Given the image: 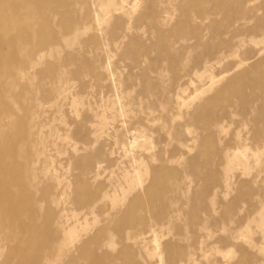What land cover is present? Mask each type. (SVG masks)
Instances as JSON below:
<instances>
[{"label": "rangeland", "instance_id": "1", "mask_svg": "<svg viewBox=\"0 0 264 264\" xmlns=\"http://www.w3.org/2000/svg\"><path fill=\"white\" fill-rule=\"evenodd\" d=\"M35 1L0 26L1 207L34 195L0 261L60 264L79 244L94 264H264V0ZM167 203L182 215L155 221Z\"/></svg>", "mask_w": 264, "mask_h": 264}, {"label": "bare ground", "instance_id": "2", "mask_svg": "<svg viewBox=\"0 0 264 264\" xmlns=\"http://www.w3.org/2000/svg\"><path fill=\"white\" fill-rule=\"evenodd\" d=\"M191 2H194V0H192ZM37 3L38 2H36L35 0H0V26H1V19H3V18L8 19V17H12V18L17 17V19H20L22 22L23 21L25 22L24 25H27V23L29 21L30 13L32 12V10L34 11ZM42 3H47V1L42 0ZM139 3H140V0H134L132 8H135L136 6H138ZM50 5H51L50 10L55 11L57 8V2L54 0L51 2ZM36 9H37V7H36ZM207 28L209 31H211L212 25H208ZM8 33H9V27L6 28L5 33L0 31V62H2L6 58L7 52L10 48V45L7 42ZM193 33L196 34V32H193ZM24 35H25V33H24ZM262 62H264V57L261 58L260 60H258L255 63L256 64L255 66L257 67V65H259ZM255 70L256 69L255 68L253 69L252 67L249 69H245L240 74H238L237 79L239 80L242 75L252 73ZM252 81H255V80L252 79ZM258 97H259L258 100L260 101V105H264L263 96L259 95ZM253 111L256 112L255 107L253 108ZM263 117H264V114H263ZM260 119L263 120L262 117H260ZM202 123H205V121L203 120ZM1 124H2V122H1ZM4 136H5V134H3V136H1V137H4ZM200 152L205 153V148L201 147ZM201 163H205V167L207 168L208 171H210L211 168L208 166L209 165V159H203L201 161ZM86 185H88V182H86ZM47 188H48V186L46 187V189ZM46 189L42 190V191H45V193L48 192V191H46ZM8 191H10V190L8 189ZM20 191H21V189H20ZM37 192H38V188H37ZM8 193H10V192H8ZM45 193H43L42 195H44ZM10 195H11V193H10ZM33 197H34V195L31 194L30 191H25V192L21 191L20 194L18 195V197L13 199V202H12L13 207L12 208L7 209L4 206L1 207V203H0V236L6 237V238H8V237H20L17 234L18 233L17 229L20 228V226H22L23 228H30L31 220H26L24 222L22 221L18 225L13 226V227H9L5 221L11 216H13L15 219L19 220V218H21L20 205H19L20 202H22L24 200H28V201L30 200L31 201V199H33ZM77 198L79 199V197H77ZM156 199H158V200L164 199L163 194L162 193H156ZM147 205L149 206L150 203H148ZM128 206H131V203H129ZM167 209H170V213L172 212L173 215L176 213H180V212L183 213L182 208L178 207L176 204H174V206H173L172 203H167V205H163L161 207V210L159 209L158 212H155V214H153V219L157 222H160L162 220L165 221L166 219L168 220L169 217L166 218ZM147 211L150 212V209H148ZM126 213H127V219H124L123 221L129 220V217L132 213L131 209L128 208L126 210ZM176 215L179 216L182 214H176ZM169 216H172V215L170 214ZM28 217H29V215L26 218H28ZM184 218L187 219V222L184 223L183 225L179 224L176 227L177 231L179 233H182L180 228L183 226L190 225L191 227H193V226L195 227L197 225V219L194 215L187 214V217L184 216ZM106 221H109V222L113 221L115 223L116 227L119 225H122L120 223V220L115 218V217H114V219L110 218V219H107ZM48 231H49V233L51 232V234H52L55 232V229L50 227L48 229ZM30 235H31V233H30ZM34 236H35V234H33L31 236L32 240L35 239ZM57 238H58V236H56V234H55L54 239L51 241H56ZM152 239H153V241H154V239H156L154 237V234L152 235ZM28 242L29 243L27 244L25 249H29L34 244L30 240H28ZM76 249H77V253L73 254V252ZM71 251H72V253L66 251V252H68V255H70V256H68L70 261H68L67 259H64V261H60V264H73L72 259L73 260L82 259L83 261L87 262L88 264H94V261H93V259H91V255H90L89 251L86 249L85 245H79L78 244L76 247L71 249ZM121 252H125V250H121ZM17 253L19 255L18 259H17L16 254L12 251L11 253H9L4 258V260L0 261V264H25V262L28 260V256L24 253L23 249L21 248V250H17ZM122 256H123V254H122ZM94 257L96 259L97 264H99L98 263L99 259H102V260L107 259V260H109L110 264H114V258L115 257L109 251H102L101 253L95 255ZM184 258H185V256H184ZM181 259H183V258H181ZM74 262H75V264H78L76 261H74ZM169 262L173 263L172 257L169 258ZM116 263H118V261H115V264ZM119 264H133V263H131L130 259H126L123 256V259H120Z\"/></svg>", "mask_w": 264, "mask_h": 264}]
</instances>
